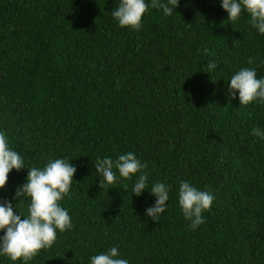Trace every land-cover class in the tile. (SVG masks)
I'll return each instance as SVG.
<instances>
[{
	"label": "trees",
	"instance_id": "obj_1",
	"mask_svg": "<svg viewBox=\"0 0 264 264\" xmlns=\"http://www.w3.org/2000/svg\"><path fill=\"white\" fill-rule=\"evenodd\" d=\"M119 3L0 0V132L25 161L0 202L27 215L29 199H14L27 169L58 158L77 168L60 202L72 228L28 264H90L113 247L129 264H264V138L252 135L264 132V104L227 91L241 68L264 78V34L246 12L227 21L221 0H179L170 16L150 8L137 32L113 18ZM128 152L147 164L139 197L138 175L101 189L94 167ZM181 181L215 197L196 229ZM157 182L170 192L153 221Z\"/></svg>",
	"mask_w": 264,
	"mask_h": 264
},
{
	"label": "clouds",
	"instance_id": "obj_2",
	"mask_svg": "<svg viewBox=\"0 0 264 264\" xmlns=\"http://www.w3.org/2000/svg\"><path fill=\"white\" fill-rule=\"evenodd\" d=\"M178 7L179 0H167L166 3L163 0H120L112 16L121 28L138 32L150 8L161 9L165 16H170ZM221 7L228 13L227 21L232 23L240 19L242 12H246L250 24L264 34V0H221ZM248 63H254V58L250 57ZM207 67L211 71L217 68V64L212 62ZM227 91L231 99L239 94L240 105L247 106L257 101L264 104V78H257L255 68L244 67L232 75ZM252 135L264 138V132L259 128H253ZM94 167L103 177L99 185L101 189L116 184L119 178L131 180L137 175L132 189L134 196L139 197L147 187V164L132 152L121 154L115 160L98 158ZM24 168V158L9 146L7 135L0 132V189L6 187L13 169L20 171ZM27 170L26 182L17 187L14 197L20 204L23 203L21 197L29 199L27 215L17 214L10 202H0V232H3L0 236V255L7 256L14 264L21 260L28 264L41 250L54 244L58 231L63 233L72 228L71 216L60 202L64 197H70L77 168L66 159L58 158L50 160L43 168L32 166ZM169 192L164 183L157 182L151 186L150 193L156 201L145 210L147 217L156 221L166 210ZM214 199L209 191H201L189 182L181 181L179 184L178 203L192 229L204 223L203 213L211 209ZM90 264L129 262L120 258L119 249L113 247L107 253L92 256Z\"/></svg>",
	"mask_w": 264,
	"mask_h": 264
}]
</instances>
